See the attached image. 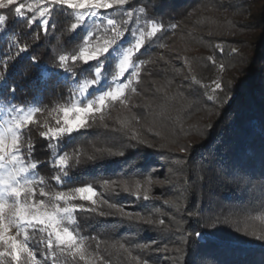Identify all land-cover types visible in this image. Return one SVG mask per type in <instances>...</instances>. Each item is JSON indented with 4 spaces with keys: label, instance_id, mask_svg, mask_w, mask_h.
<instances>
[{
    "label": "snow or ice",
    "instance_id": "6c2138e0",
    "mask_svg": "<svg viewBox=\"0 0 264 264\" xmlns=\"http://www.w3.org/2000/svg\"><path fill=\"white\" fill-rule=\"evenodd\" d=\"M161 7L162 0H0V264H67L61 257L70 258L71 264H109L100 254L101 245L106 242L94 232L102 221L82 227L77 214H85L86 220L119 216L130 225L161 231H171V225L176 224L183 247L174 251L184 254V264H189V254L191 264H218L209 253L231 243L218 235L229 226L228 220L205 219L194 210L188 213L195 218L194 223L199 225L202 219L205 222L199 230L188 233L185 222L176 221L174 215L166 223L163 218L153 219L154 213L126 211L124 205L105 198L106 193L118 194L119 189L137 201L142 199L146 205L159 200L151 195L153 183L172 184L167 174L153 181L152 174L159 169L151 168L146 180L132 184L125 179H103L99 183L102 191L93 182L67 187L89 165L102 167L115 158L126 166L116 173L118 177L146 171L140 147L156 145L132 126L133 121L141 124V117L132 110L148 108L152 101L136 104L132 99L141 95L138 85L143 69L155 62L151 58L139 59L141 50L155 46V41L179 27L177 23H165L163 17L155 14ZM158 46L167 48L165 43ZM215 47L223 52L220 44ZM236 51L232 49L233 53ZM159 59H165L163 52ZM182 59L189 73L184 82L191 81L189 88L199 85L205 89L207 101H220L225 90L222 77L217 75L210 83H202L193 73L189 58ZM207 60L219 73L225 71V65L217 63L213 55ZM21 64L23 71H17ZM182 86L183 82L178 87ZM26 87L32 89L31 97L17 96V91ZM45 91L49 94L46 104L42 103ZM176 95L183 93L170 98ZM230 99L225 96L222 103ZM117 105L131 117L118 120L121 127L112 131L123 133L127 142L116 147L115 138H111L105 143L112 146L93 145L92 155H87L82 147L64 150L82 134L93 129L108 130L111 111ZM261 133L264 135V125ZM38 148L46 158H37ZM186 150L183 146L179 149L181 153ZM41 169L52 174L46 176ZM188 183L189 178L185 177L184 192ZM104 206L114 211H105ZM261 209L264 210V203ZM176 211L184 212L186 207L177 206ZM232 230L241 237L251 236L264 246V230ZM156 243L152 240L134 247L161 251L154 247ZM108 246L123 249L137 264H149L147 258L141 262L139 256H132L125 243ZM168 250L165 245L163 251Z\"/></svg>",
    "mask_w": 264,
    "mask_h": 264
},
{
    "label": "trees",
    "instance_id": "16d2710c",
    "mask_svg": "<svg viewBox=\"0 0 264 264\" xmlns=\"http://www.w3.org/2000/svg\"><path fill=\"white\" fill-rule=\"evenodd\" d=\"M27 2H32V0H27ZM211 6L207 0H162V7L155 14L163 17L165 23H177L179 27L174 33L170 31L159 41H155V46L141 50L139 59L151 58L155 62L143 69L141 83L138 85V90L141 92L139 102L145 104L152 101V103L148 108H136V111L132 110V112L142 119L145 118L146 123L150 122L151 126L147 129L150 128L156 136L161 132L168 134L169 131L174 130L186 134L187 129L185 128L189 125L187 119L200 120L207 132L204 134V139L202 138L193 147L194 151H191L192 157L189 165L193 169L194 164L197 163L199 168L193 170V179H190L188 175L189 180L195 179L193 190L191 187L188 188V202L191 201L196 206L200 205L199 212L205 219L220 217L221 220H228L229 226L224 227L218 235L231 241L226 247L212 249L209 255L218 264H264V246L261 242L251 236L241 237L232 230L237 227L248 231L264 230V226L261 227V225L254 229L250 228L247 222V217L264 214V210L261 209V204L264 203V135L261 133V126L264 125V52H260L257 58L251 56L249 62L246 58L243 62L240 56L229 54L225 49L224 53L219 52L215 45L219 41L223 44V37L231 30H226L227 27L223 26L225 22H220L214 13L228 8L224 4H217L213 8ZM260 28L264 30L262 20ZM262 42H264V32L259 34L256 47L258 48ZM159 43H165L167 47L170 45L171 50L165 52L164 49L159 48ZM193 48H198L200 51L193 54ZM161 52L164 53V60L159 59ZM209 55H213L216 61L223 63L225 71L228 70L230 75L224 77V72L219 73L217 67L207 60ZM184 56L189 58L193 73L202 83H210L217 75L222 77L225 90L220 94V101L215 103L207 101L204 96L205 89L199 85L189 88L190 79L184 82V76L189 75L182 59ZM236 57L240 73L237 80H233L234 83L229 85V79H233L232 69L234 67L231 59H236ZM246 57L248 58V55ZM175 58H178V61H175ZM23 68L24 65L21 64L17 71H23ZM169 81L172 82L170 86ZM182 82L183 86L178 87ZM31 93L32 89L26 87L18 90L17 96L28 94L30 98ZM175 93H183V95H176L174 99L170 98ZM228 94H233L234 98L222 106V100ZM43 95L42 103H49L48 91H45ZM205 113L211 117L204 121ZM113 115L115 117V114ZM125 117L130 118L131 113L116 117V121ZM115 125L117 124L111 123L108 130L93 129L87 134H82L64 150L71 151L73 148L82 147L87 155H92L93 145L98 148L112 146L111 143H105L111 138H115V146L119 147L122 142H127V137L121 132H113V128L121 127ZM132 126L140 127L135 124V121L132 122ZM144 126L147 127L145 123ZM155 137L145 138L156 147H140V151L145 152L147 163L159 160L162 153L167 152L168 148L176 144V141L170 138L154 139ZM37 158H46L39 148ZM82 161H86V157H82ZM123 167L125 165L120 162V158H115L112 163L105 162L102 167L89 165L67 187L78 186L82 182H93L97 186L100 180L114 177L111 174H116ZM98 170H100V176ZM40 171L46 176L52 174L46 169ZM50 184L55 187L54 183L50 182ZM104 210L114 211L106 207ZM77 215L82 227L93 221H102L94 232L101 241L106 242L101 245L100 254L109 264H137L136 260L132 259L123 249L110 248L108 245L113 242L125 243L132 256H139L141 262L145 258L146 251L134 247L136 241L131 237L133 231L136 230L133 228L129 230L126 227L127 221L111 217L86 220L85 214ZM194 219L192 218L190 223L179 220L185 222L184 227L188 233L199 230L204 225L205 220L202 219L200 224L196 225ZM165 222L169 223V220ZM175 228L176 224H173L171 231L156 230L159 232L158 236L171 245L174 243V238H178V247L181 248L183 247L180 243L181 235L174 231ZM147 231L142 227L137 230L136 235L138 238H147ZM85 234L92 235L93 232ZM91 248L95 252V241L91 242ZM176 255H178L179 263L184 264V254L176 252ZM65 260L67 264H71L70 258H65ZM191 261L192 255L189 254V264Z\"/></svg>",
    "mask_w": 264,
    "mask_h": 264
},
{
    "label": "rangeland",
    "instance_id": "374dc122",
    "mask_svg": "<svg viewBox=\"0 0 264 264\" xmlns=\"http://www.w3.org/2000/svg\"><path fill=\"white\" fill-rule=\"evenodd\" d=\"M207 2L210 5H212L211 6L212 8L213 6H216L217 4H224L228 8V9H224L219 12H215V13L213 12L216 18L220 20V22L221 21L225 22V25L223 26L227 27L226 30H231L230 32L228 31L229 33H227V35L223 37L222 39L224 40L223 44L220 41L218 43L222 47H224L223 53L225 49L229 54H232V55L237 54L238 56H240L243 62L245 58L248 59V62H249V59L251 56L254 58H257L260 52H264L263 51L264 42H262V44L258 48L256 47L259 34L264 32V30H261L260 28L261 20L264 22L263 20L264 0H207ZM233 48L237 49L235 53L232 52ZM170 50H171L170 45L164 49L165 52H169ZM199 51L200 50L198 48H193L192 53L193 54L198 53ZM247 55H248V58L246 57ZM174 60L178 61V58H175ZM231 60L234 63V67L232 69L233 79L232 78L229 79L228 81L229 85L233 84L234 81L237 80V77L239 76V73H240V68L239 66H237L238 65L237 57L236 59H231ZM217 62L221 63L218 60ZM254 62H256V60ZM228 75H230L228 73V70L224 71V77ZM227 96L231 97L229 102L234 98L233 94H228ZM141 98L142 97H140V99ZM132 103L140 104L139 96H134L132 99ZM225 104L226 103H222V106ZM134 110L136 111V108L133 109V111ZM219 112L220 111H218V113ZM113 114H115V117ZM129 114L130 113L126 112L119 105H117L114 109H112L111 117L108 120V123L109 124L116 123L117 125L115 126H119L120 124L116 121L117 120L116 117L126 116ZM208 115H209L208 113H205V117L203 116L204 121L206 118L208 119L211 117V115L210 116ZM144 119L145 118L143 119L141 118L142 124H140V127H138V129L142 132V134L144 132L145 134L144 137H149V136L151 138L155 137L156 133H154L153 131L147 130V128L151 126L150 122L146 123V120ZM187 122H188L187 124L189 125H187L188 127L185 128L187 129L186 134H183L182 132H177L174 130V131H169L168 134L167 132H164V133L161 132L158 136L154 138L156 139L159 137H165V138H170L173 141H176V144H174V146L168 148L167 152L162 153V156L158 158L159 160L149 161L147 163L145 160L146 157L144 155L145 152L144 151L141 152L139 150L140 153L143 154V163L146 168V171H144L142 174L136 175L135 173H128L127 176H120V177H116V174L114 173L111 174L112 176H114L112 178L110 177L111 179H125L129 182V184H132L136 180H140L141 182L146 180L150 174L148 170H150L151 168L159 169L157 173L152 174L153 181H156L157 179H163L165 177V174H167L169 179L172 181L171 185H165V186H161L155 182L153 183L152 185L153 191L151 195L154 197H160L159 200H156L146 205L142 199L140 201H137L133 196L127 193H123V191L119 189H118V194L106 193L105 198L109 199V201L112 203H118L120 205H124L126 211H131V212L139 211L143 215L154 213L153 219L163 218L166 221V220H169L170 216L174 215L175 218H179L176 221L183 220L186 222L188 221L190 223L192 218L188 216V213L194 210L199 211L201 206L200 205L196 206L192 204L191 201L188 202L189 194L187 192L189 189L187 190V192H184L183 186L185 184V177L189 178L190 176V179L191 178L193 179V170L199 168V165L195 163L194 164L195 168L191 169V165H189V160H191L192 152L194 151L193 147L202 140L205 132H207V129H204L200 120H194V119L189 118L187 119ZM144 123L147 125V127L144 126ZM182 146L187 149L183 153L179 151L180 147ZM204 155H206V152H204ZM173 161H180V163L174 164ZM98 172H99L98 175L100 176L101 175L100 170H98ZM194 180H189V183H188V188L191 187L192 190H193V184L195 183ZM100 181L98 182L96 186L98 191H102V189H100L99 187ZM164 200L172 201V203L165 205L163 203ZM177 206L186 207V211L177 212L176 211ZM104 207L107 208V206H104ZM257 215L258 216L247 217V222H249L250 228L254 229L256 226H259V225H261V227L264 226V214H260V215L257 214ZM111 218L119 219V220L122 219L119 216H112ZM123 221H127V220L123 219ZM129 225L130 224L128 222V225L126 227L129 230H131L132 228L133 230H136V231H133V234L131 237L133 238L132 240L136 241V243H147L152 240L157 241L154 247L161 249V251L145 250L146 251L145 258L149 259V264H182V262L179 263L180 261L177 259L178 255H176V251H174V249L179 248L178 238H174V243L173 245H171L170 243H167L168 241L165 242L162 239V237L158 236L159 232L156 229L145 227L143 225H140V226L131 225V227H129ZM171 226H173V224ZM142 227L143 229L148 230L147 238L145 237L138 238L136 235L138 233L137 230L141 229ZM174 231L179 234L176 228ZM165 245H167L169 249L167 252L163 251V248ZM61 259H65V257H61ZM49 264H51V262H49Z\"/></svg>",
    "mask_w": 264,
    "mask_h": 264
}]
</instances>
